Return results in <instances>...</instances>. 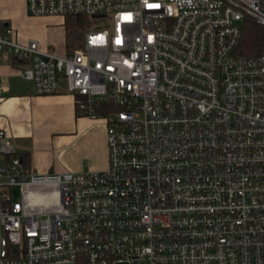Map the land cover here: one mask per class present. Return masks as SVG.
<instances>
[{"label":"built area","instance_id":"1","mask_svg":"<svg viewBox=\"0 0 264 264\" xmlns=\"http://www.w3.org/2000/svg\"><path fill=\"white\" fill-rule=\"evenodd\" d=\"M25 5L110 17L63 53L0 29V60L103 120L107 166L39 173L0 127V264H264V44L239 50L264 0Z\"/></svg>","mask_w":264,"mask_h":264},{"label":"crops","instance_id":"2","mask_svg":"<svg viewBox=\"0 0 264 264\" xmlns=\"http://www.w3.org/2000/svg\"><path fill=\"white\" fill-rule=\"evenodd\" d=\"M63 16L32 15L25 0H0V29L11 25L17 39H33L39 48L54 45L58 53L66 51L64 26L55 32L53 40L43 41V18ZM25 62L0 60V127L11 138L23 162L39 173L63 170H102L107 166L105 124L103 120L78 114L73 94L64 85L56 91L39 93L32 79L21 69Z\"/></svg>","mask_w":264,"mask_h":264},{"label":"trees","instance_id":"3","mask_svg":"<svg viewBox=\"0 0 264 264\" xmlns=\"http://www.w3.org/2000/svg\"><path fill=\"white\" fill-rule=\"evenodd\" d=\"M65 40L64 46L67 50L77 46L80 42L87 17L82 15H66L63 17ZM239 38V50L242 53H255L264 44V26L249 16L245 17L241 25Z\"/></svg>","mask_w":264,"mask_h":264},{"label":"rangeland","instance_id":"4","mask_svg":"<svg viewBox=\"0 0 264 264\" xmlns=\"http://www.w3.org/2000/svg\"><path fill=\"white\" fill-rule=\"evenodd\" d=\"M63 17H65V16H63ZM86 17L88 18L87 23L84 25L81 32L85 28H87L88 26H94L97 24L107 25L109 23V18H110L108 15L97 16V17H88V16H86ZM62 25L64 26V24L63 23L61 24V21L58 18H54V17L43 18V20H42L43 41L53 40L55 38V36H54L55 32L56 31L58 32L59 29L61 30L60 27H63ZM48 45H50V47L54 48V45L51 42H49ZM12 195L14 196V198L16 197V195H17V188L16 187L13 189Z\"/></svg>","mask_w":264,"mask_h":264}]
</instances>
